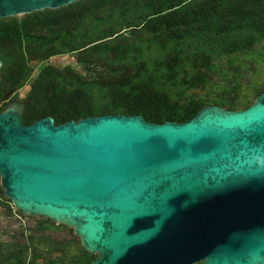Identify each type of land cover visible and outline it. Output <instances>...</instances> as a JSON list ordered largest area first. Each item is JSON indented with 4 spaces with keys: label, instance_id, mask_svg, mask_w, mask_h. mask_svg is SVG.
I'll use <instances>...</instances> for the list:
<instances>
[{
    "label": "water",
    "instance_id": "water-1",
    "mask_svg": "<svg viewBox=\"0 0 264 264\" xmlns=\"http://www.w3.org/2000/svg\"><path fill=\"white\" fill-rule=\"evenodd\" d=\"M77 0H0V18ZM0 112V178L23 215L74 229L90 264H264V89L156 123Z\"/></svg>",
    "mask_w": 264,
    "mask_h": 264
},
{
    "label": "trees",
    "instance_id": "trees-1",
    "mask_svg": "<svg viewBox=\"0 0 264 264\" xmlns=\"http://www.w3.org/2000/svg\"><path fill=\"white\" fill-rule=\"evenodd\" d=\"M136 1L78 0L61 8L40 10L39 15L43 17L35 20L32 17L35 13L28 14L26 22L21 23L0 18V86L5 85L4 88H8V79L14 86L18 77L19 83L22 84L18 85L16 90L29 79L32 70L28 62L26 63L28 57H37L46 62L51 56L70 52L76 53L79 62L86 65L88 70L96 69L91 67L94 62L104 66L103 69L96 70L94 75L92 73L83 77L72 67L58 69L51 64L45 65L38 74L39 84L32 88L29 98L31 111L23 115L26 124L45 116H53L57 124L102 114H139L156 123L167 120L183 122L194 117L200 109L191 112L187 108L176 106L178 97L172 93L170 87L181 82L171 76L186 77L189 89L205 88L213 81L217 68L216 60L203 51H190V47L186 48L184 43L188 37L197 35L199 28L212 29L214 25L211 26L210 22L215 13L224 20L225 28L247 32L243 37L238 36L240 39L234 36L233 40L226 42L228 44L224 51L228 54V72L233 76L235 83L232 88L219 93L214 101L232 109L247 108L263 91L264 82H261L254 85L252 96L241 93L242 79L246 74L244 68L234 59L256 52L264 40V1L199 0L191 4L192 2L187 0H143L147 2L144 12L136 10ZM78 4L80 6L76 8L77 11L70 8ZM69 8L72 11H68ZM65 10L68 13H76L65 17L61 14ZM118 11L122 20L119 25L107 27L105 33L96 38L82 39V30L86 31L100 24L95 23V20H109V16ZM134 11L137 13L136 19L132 16ZM197 21L200 26L192 31V24ZM13 32L14 38L11 36L8 39V33L11 35ZM142 42L168 49L166 57L162 60L168 77L160 73L161 64V67L155 66V84L151 80L150 85L139 86L141 93L135 101L133 66L121 63V60L128 59L129 53L137 50ZM261 49L264 50V45ZM262 53L264 55V51ZM230 81L228 78L229 83ZM42 83L48 85L43 93L45 99L39 98ZM56 90H60V93ZM73 93L83 97L81 103L80 100L73 102L72 97L66 102L67 96H72ZM88 94L91 95L90 99H87ZM165 95H169L168 99L172 102L167 108L160 99V96ZM48 98H56L61 106L49 103ZM8 209L11 211L10 206ZM17 213L23 215L18 211ZM45 221L40 218L39 226ZM39 226L38 229L32 230L23 242H0V264H13L15 258H18L20 264H34L38 259H42V264H70L71 257L90 264L91 261L87 258L89 252L73 230L69 236L61 237ZM49 252H60L59 260L54 256H51L54 259L51 260L50 256H47Z\"/></svg>",
    "mask_w": 264,
    "mask_h": 264
},
{
    "label": "rangeland",
    "instance_id": "rangeland-1",
    "mask_svg": "<svg viewBox=\"0 0 264 264\" xmlns=\"http://www.w3.org/2000/svg\"><path fill=\"white\" fill-rule=\"evenodd\" d=\"M77 1L73 3H76ZM161 1H164V0H161ZM187 1L189 2L191 1L192 2L191 4H194L198 2L199 0H187ZM258 1H264V0H258ZM73 3H70V4H73ZM68 5H65V6H68ZM79 6L80 4L76 5L75 7L71 6L70 8L71 9L74 8L77 11L76 8H78ZM135 7L137 8L136 10H140V12L142 11L144 12L147 7V2L143 0H137ZM70 8L68 9V11H72ZM50 9H57V8H50ZM38 11L40 10H36L32 12V13H35V15H32L34 20L43 17L42 15H39L40 12ZM68 11L65 10L61 14L64 15L65 17H69L70 15H74L76 13V12L68 13ZM135 12L136 11H134L132 15L134 19L137 18V13ZM32 13H25L21 15L6 17V18L12 19L13 22L21 23L22 21L26 22L25 20L27 19V15L32 14ZM131 13H129L130 16H131ZM119 16L120 14L118 11L116 13H113L111 16H109L108 18L109 20H105V21L95 20V23H100V24L94 25L86 31L82 30L81 31L82 39H88V38L93 39L100 35H103V33H105V31L107 30L106 29L107 27L110 28V27H113V24L119 25L122 22ZM223 22L224 20L221 18V16L215 13L214 15H212V19L210 22L212 23L211 26L213 25L214 26L210 30L206 28L205 30L204 29L201 30L199 28L200 26L199 21L192 24V27H191L192 31L196 29L197 27L199 28V30L197 32V35H195L194 37H188L185 40V43H184L185 47L186 48L190 47L189 48L190 51L199 50V51L205 52L206 54H209L210 56L213 57V59L216 60L217 68H216V72L214 73L215 75H213L214 76L213 81H211L207 87L200 88V89L199 88L189 89L187 88L189 87L188 86L189 83L187 82L186 77L183 78V77H179L178 75H172L171 76L172 78H177L182 83V84L178 83L177 86L171 83L173 87H170L172 93L176 97H178L176 99L177 107L181 106V108H187L191 110V112H196L205 105H208L211 103H217L214 101V98L217 95H219V93H221L224 89L232 88V85L235 83L233 76L231 75V73L228 72V70L230 69L229 62L227 61L228 54L224 51V49L227 48L228 43L226 44V42L230 41L231 39L233 40L234 36L243 37V34H245V32L247 31L243 32V31L236 30V29H234L233 31L231 29L229 30L228 28H225L223 26L224 25ZM11 36L12 38H14L15 33L13 32L11 33V35L10 33H8V39ZM224 37L226 38V40H224ZM237 39H240V37H238ZM263 45H264V40L261 42L256 52H251L245 55H240L234 59V61L240 63L241 67L244 68L245 74H246V76L242 79V85L240 87L242 94L248 93L252 96L253 94L252 89L254 85L264 82V55L262 53L264 50L261 49ZM167 51L168 49H163L160 45H155V44L152 45V44H149L148 42H144V43L142 42V43H139L137 50L129 53L130 55L128 59L125 58L121 60V63H129L133 66V71L135 74L134 83H135V89H136L134 93V97H136L135 101L139 99V97L137 96H139L140 95L139 93H141L139 90V86L143 85L144 87L146 84L150 85L151 80L155 84L154 81L157 80V77L154 76L156 71L153 74L155 66L157 67V65L160 66L161 64L162 67L160 66L161 67L160 73L166 76V78L168 77L167 69L163 67V64H162V60L163 58L166 57ZM93 57L95 58L96 55ZM27 62H28V66L31 68L32 71H31V74L29 75L30 76L29 79L21 87H19L16 90V87L22 84L21 82L19 83L18 77L16 78L17 79L16 84L14 81V84H15L14 86L12 85L13 83L9 81V79H8V88H4L5 85L0 86V106L2 105L1 99L5 100L8 98V96H11L13 92H17L10 103L12 102L23 103L25 105L24 114L31 111V106L29 104V98L32 92V88H34V86H37V84H39L40 80L38 79V74H39V71H41L45 65L51 64L57 67L58 69H65L67 66L72 67L75 70H77L81 75H83V77H85L86 75L90 76L92 73L94 75L96 70H101L104 67L101 65H97L94 62L92 63L91 67L93 69L95 67L96 69L88 70L86 65L79 62L78 55L76 53H70V52L60 53V54L51 56L49 60L46 62L41 61L37 57L36 58L28 57V60L26 61V63ZM151 76L152 78H150ZM228 78L229 80L231 79L230 83L228 82ZM47 86L48 85L45 86V83H42V88L40 90L41 92L39 93L40 95L39 98L45 99L43 97L44 96L43 93L45 92ZM56 92L60 93V90H56ZM87 96H88L87 99L91 98V95L88 94ZM71 97H72L73 102L80 100L79 103H81V99H83V97H81L79 94L73 93L72 96L70 95L67 96L66 102H69ZM168 97L169 95L160 96L161 102H163L164 104L163 106L165 108L169 107L168 106L169 103H172L170 102ZM48 102L51 104L56 103V106L58 105L61 106L60 104L57 103L56 98H52V100L48 98ZM10 103H8V105ZM217 104H220L224 107L229 108L227 105H224L221 103H217ZM8 105L4 104L3 108L6 109ZM47 106H50V105H47ZM1 109L2 108L0 107V110ZM237 109H243V108H237ZM8 199L9 198L5 195V192L1 186V178H0V242L8 243L11 241H16L17 243H20V242L25 241L27 235L30 232H32V230L38 229V226H39L38 221L40 218H44L46 221L42 226H39V228L41 229L46 228L47 231L50 232L51 234L53 233L54 235H58L61 237H67L71 234L72 230L74 231V229L71 228L70 226L57 223L53 221L52 219H49L46 217L20 215L19 213H17V210L15 209L13 202ZM8 206L11 207V211H9ZM47 256H50L51 260H54L52 259L51 256H54L56 260H59L58 256H60V252H49ZM96 257H97V254H92L89 252V255L87 258L90 261H92ZM69 261H71L70 264H85L83 261H77L76 259H73L72 257L69 258ZM42 262H43L42 259H38L37 262L34 264H42ZM13 264H20L18 258L13 259ZM49 264H53V263H49ZM195 264H203V262H198Z\"/></svg>",
    "mask_w": 264,
    "mask_h": 264
},
{
    "label": "flooded vegetation",
    "instance_id": "flooded-vegetation-1",
    "mask_svg": "<svg viewBox=\"0 0 264 264\" xmlns=\"http://www.w3.org/2000/svg\"><path fill=\"white\" fill-rule=\"evenodd\" d=\"M16 93H17V92H13L12 95H11V96H8V98L5 99V100H2V99H1V101H2V105H1L0 107H1L2 109L0 110V112L3 111V110H5V108H3V105H4V104L8 105V103H10V102L12 101V99H13V97L15 96Z\"/></svg>",
    "mask_w": 264,
    "mask_h": 264
}]
</instances>
